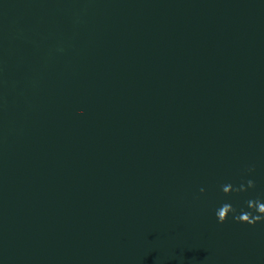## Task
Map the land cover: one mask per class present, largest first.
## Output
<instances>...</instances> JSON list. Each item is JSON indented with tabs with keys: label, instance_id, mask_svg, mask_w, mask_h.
Masks as SVG:
<instances>
[{
	"label": "water",
	"instance_id": "95a60500",
	"mask_svg": "<svg viewBox=\"0 0 264 264\" xmlns=\"http://www.w3.org/2000/svg\"><path fill=\"white\" fill-rule=\"evenodd\" d=\"M256 198L264 0H0V264H264Z\"/></svg>",
	"mask_w": 264,
	"mask_h": 264
},
{
	"label": "clouds",
	"instance_id": "9594fccd",
	"mask_svg": "<svg viewBox=\"0 0 264 264\" xmlns=\"http://www.w3.org/2000/svg\"><path fill=\"white\" fill-rule=\"evenodd\" d=\"M247 173L251 174L255 171L254 166L247 168ZM255 188V182L251 179L245 183H241L238 187H234L232 184L221 185V191L225 196H229L233 193H242L248 189ZM204 189L201 188L200 192L203 193ZM246 210L240 209L239 213L237 209L230 203H223L219 208L215 210V217L217 223L223 224L231 214L232 219L238 223L247 224L249 226H255L257 223L264 222V201L260 198L249 199L245 202Z\"/></svg>",
	"mask_w": 264,
	"mask_h": 264
}]
</instances>
